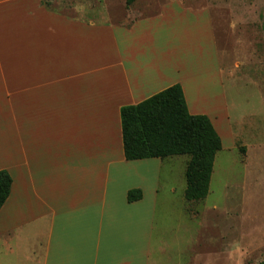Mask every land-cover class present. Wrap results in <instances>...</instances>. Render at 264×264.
I'll return each instance as SVG.
<instances>
[{"label": "crops", "instance_id": "1", "mask_svg": "<svg viewBox=\"0 0 264 264\" xmlns=\"http://www.w3.org/2000/svg\"><path fill=\"white\" fill-rule=\"evenodd\" d=\"M159 5L102 23L81 6L73 17L43 0H0V170L13 179L1 264H162L167 224L155 214L169 157L127 160L121 109L176 84L192 114L230 107L213 9ZM190 49L204 62L209 53L221 110L199 106ZM134 189L142 198L130 202Z\"/></svg>", "mask_w": 264, "mask_h": 264}, {"label": "rangeland", "instance_id": "2", "mask_svg": "<svg viewBox=\"0 0 264 264\" xmlns=\"http://www.w3.org/2000/svg\"><path fill=\"white\" fill-rule=\"evenodd\" d=\"M163 1L167 0H45L51 9L73 17L81 6L87 17L102 23H122L131 12L149 15ZM182 2L194 9H213L219 55L228 67L230 114L221 111L223 116L210 117L223 148L214 161L208 196L189 204V210L185 174L190 156L166 161L155 214L157 222L167 224L161 234L166 244L157 254L162 264H258L264 260V0ZM188 52L197 59L188 79L203 99L199 106L221 110L209 53L206 63L192 49ZM1 251L4 254L0 234V264Z\"/></svg>", "mask_w": 264, "mask_h": 264}, {"label": "trees", "instance_id": "3", "mask_svg": "<svg viewBox=\"0 0 264 264\" xmlns=\"http://www.w3.org/2000/svg\"><path fill=\"white\" fill-rule=\"evenodd\" d=\"M43 4L50 8L45 0ZM121 120L127 160L189 155L186 199L196 202L208 196L222 140L208 116L190 113L180 84L138 104L123 107ZM12 182L11 174L0 170V209L9 197ZM141 198L139 189L128 193L130 202ZM258 264H264V260Z\"/></svg>", "mask_w": 264, "mask_h": 264}]
</instances>
